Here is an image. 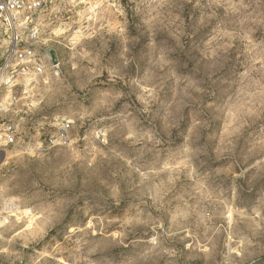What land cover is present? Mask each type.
I'll list each match as a JSON object with an SVG mask.
<instances>
[{
    "label": "rangeland",
    "instance_id": "374dc122",
    "mask_svg": "<svg viewBox=\"0 0 264 264\" xmlns=\"http://www.w3.org/2000/svg\"><path fill=\"white\" fill-rule=\"evenodd\" d=\"M43 19L57 72L0 86V264H264V0Z\"/></svg>",
    "mask_w": 264,
    "mask_h": 264
},
{
    "label": "built area",
    "instance_id": "2783aa9c",
    "mask_svg": "<svg viewBox=\"0 0 264 264\" xmlns=\"http://www.w3.org/2000/svg\"><path fill=\"white\" fill-rule=\"evenodd\" d=\"M50 0H0V86L15 88L43 79L47 73H56L59 62L52 61L43 39V16ZM53 133L43 139L50 145H64L69 141L70 123L53 118ZM3 141L6 145L19 144L18 133L12 122L3 123ZM21 146L32 143L21 140Z\"/></svg>",
    "mask_w": 264,
    "mask_h": 264
},
{
    "label": "water",
    "instance_id": "95a60500",
    "mask_svg": "<svg viewBox=\"0 0 264 264\" xmlns=\"http://www.w3.org/2000/svg\"><path fill=\"white\" fill-rule=\"evenodd\" d=\"M49 53H50V56L52 57V61L55 62L56 61V57H55V53L52 49H48Z\"/></svg>",
    "mask_w": 264,
    "mask_h": 264
}]
</instances>
